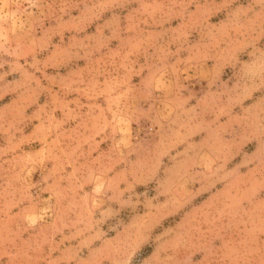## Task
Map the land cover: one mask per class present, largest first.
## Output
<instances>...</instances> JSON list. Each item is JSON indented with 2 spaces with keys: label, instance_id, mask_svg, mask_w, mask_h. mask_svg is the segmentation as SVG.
I'll return each mask as SVG.
<instances>
[{
  "label": "rangeland",
  "instance_id": "374dc122",
  "mask_svg": "<svg viewBox=\"0 0 264 264\" xmlns=\"http://www.w3.org/2000/svg\"><path fill=\"white\" fill-rule=\"evenodd\" d=\"M0 264H264V0H0Z\"/></svg>",
  "mask_w": 264,
  "mask_h": 264
},
{
  "label": "crops",
  "instance_id": "0c3cea01",
  "mask_svg": "<svg viewBox=\"0 0 264 264\" xmlns=\"http://www.w3.org/2000/svg\"><path fill=\"white\" fill-rule=\"evenodd\" d=\"M161 95V94H160ZM75 99V98H74ZM81 122H83L84 121V118L83 117H81ZM160 120H161V123L163 124V133H162V135L163 136H165V134H167V128L165 127V125L167 124V120L164 118V117H162V118H160ZM158 124V121L155 119V121L153 120L152 121V124L154 125V124ZM178 123V122H177ZM208 126H210V123H208L207 124ZM192 125L185 119L183 122H181V121H179V126L177 127V128H174L175 129V134H178V133H176V132H179V134L181 133V134H183V135H191V133L194 131L193 130V127H191ZM169 134H172V133H169ZM82 137H81V142L79 143V140L76 138V141H77V144L75 145V146H72V150H73V153H79V154H81V155H85V154H89V147L88 148H86L85 146H84V140H87V138H86V136L88 137V135L84 132L82 135H81ZM167 136V135H166ZM86 138V139H85ZM155 138H157L156 136H155ZM170 139H173V138H170ZM158 141H159V139L157 138V140H155V142H154V144H152L151 146H150V148H151V150H152V152H150L151 153V155L150 156H154V155H156V151H157V146H158ZM100 142V141H99ZM83 143V144H82ZM81 149V152H79V150L78 149ZM104 153H105V150L104 149H102V151L101 152H99L98 153V155L99 156H103L104 155ZM109 164H111L110 162H109ZM113 166H115L116 165V159H114V161H113ZM105 166H106V164H105ZM114 170L115 171H117L118 170V168H117V166H115V168H114Z\"/></svg>",
  "mask_w": 264,
  "mask_h": 264
}]
</instances>
